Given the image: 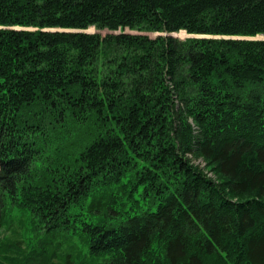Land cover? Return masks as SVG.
<instances>
[{"label": "trees", "instance_id": "16d2710c", "mask_svg": "<svg viewBox=\"0 0 264 264\" xmlns=\"http://www.w3.org/2000/svg\"><path fill=\"white\" fill-rule=\"evenodd\" d=\"M16 209L0 264H264V0H0Z\"/></svg>", "mask_w": 264, "mask_h": 264}, {"label": "rangeland", "instance_id": "374dc122", "mask_svg": "<svg viewBox=\"0 0 264 264\" xmlns=\"http://www.w3.org/2000/svg\"><path fill=\"white\" fill-rule=\"evenodd\" d=\"M87 31L88 32H98L102 35L111 33L108 30L96 29L93 26L90 27ZM126 31L136 33L134 31H130L129 29H126ZM148 34L152 37L158 35V33H148ZM173 34L181 39H185V38L193 37V36H199V35L190 34L185 30H180ZM262 37L263 36L259 35L256 38H262ZM201 164L202 166H205V163H201ZM209 174L212 177L216 178V175L213 174V172H210ZM11 214H12L11 222L9 221V223L4 224L0 228V243H2L3 241H8V240L9 241L16 240V239L20 240L21 248L27 253L31 247L30 244L32 243L34 244L35 238L39 236L38 235L39 227L37 226L35 219L26 211L16 209V210H13ZM70 244H75L77 247L82 246L78 238H75ZM15 264H23V261H20Z\"/></svg>", "mask_w": 264, "mask_h": 264}]
</instances>
